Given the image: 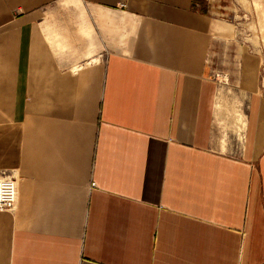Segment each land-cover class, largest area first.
I'll use <instances>...</instances> for the list:
<instances>
[{
	"label": "crops",
	"instance_id": "crops-1",
	"mask_svg": "<svg viewBox=\"0 0 264 264\" xmlns=\"http://www.w3.org/2000/svg\"><path fill=\"white\" fill-rule=\"evenodd\" d=\"M198 1L0 0V264H264V104L211 148Z\"/></svg>",
	"mask_w": 264,
	"mask_h": 264
},
{
	"label": "rangeland",
	"instance_id": "rangeland-1",
	"mask_svg": "<svg viewBox=\"0 0 264 264\" xmlns=\"http://www.w3.org/2000/svg\"><path fill=\"white\" fill-rule=\"evenodd\" d=\"M196 3L198 10L205 9L220 20L212 30L206 58L208 77L215 85L210 146L225 155L239 156L254 97L264 104V0Z\"/></svg>",
	"mask_w": 264,
	"mask_h": 264
},
{
	"label": "built area",
	"instance_id": "built-area-1",
	"mask_svg": "<svg viewBox=\"0 0 264 264\" xmlns=\"http://www.w3.org/2000/svg\"><path fill=\"white\" fill-rule=\"evenodd\" d=\"M91 185L92 182H91ZM18 178L14 173L1 172L0 174V210L14 211L17 202Z\"/></svg>",
	"mask_w": 264,
	"mask_h": 264
}]
</instances>
